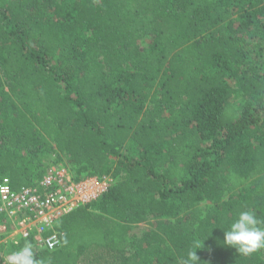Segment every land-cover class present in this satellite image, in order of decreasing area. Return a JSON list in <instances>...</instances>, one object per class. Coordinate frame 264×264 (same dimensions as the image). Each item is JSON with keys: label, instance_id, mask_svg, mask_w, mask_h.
I'll return each mask as SVG.
<instances>
[{"label": "trees", "instance_id": "obj_1", "mask_svg": "<svg viewBox=\"0 0 264 264\" xmlns=\"http://www.w3.org/2000/svg\"><path fill=\"white\" fill-rule=\"evenodd\" d=\"M63 158L115 183L44 264H264L223 243L264 220V0H0V181Z\"/></svg>", "mask_w": 264, "mask_h": 264}, {"label": "built area", "instance_id": "obj_2", "mask_svg": "<svg viewBox=\"0 0 264 264\" xmlns=\"http://www.w3.org/2000/svg\"><path fill=\"white\" fill-rule=\"evenodd\" d=\"M115 183L107 174H91L76 179L70 169L54 164L28 186L14 189L11 179L0 181V264L25 240L35 253L53 251L61 245L57 228L64 216L87 207Z\"/></svg>", "mask_w": 264, "mask_h": 264}, {"label": "clouds", "instance_id": "obj_3", "mask_svg": "<svg viewBox=\"0 0 264 264\" xmlns=\"http://www.w3.org/2000/svg\"><path fill=\"white\" fill-rule=\"evenodd\" d=\"M223 229V243L240 253L247 255L264 248V220L250 210L240 212L230 226ZM198 248L197 244L196 250ZM196 250L188 252L187 264H198ZM4 264H44V261L36 257L32 242L26 239L18 250L7 256Z\"/></svg>", "mask_w": 264, "mask_h": 264}, {"label": "rangeland", "instance_id": "obj_4", "mask_svg": "<svg viewBox=\"0 0 264 264\" xmlns=\"http://www.w3.org/2000/svg\"><path fill=\"white\" fill-rule=\"evenodd\" d=\"M150 41L149 37H143L140 39V45L142 48L146 47L148 45ZM57 155L53 154L51 157H42L41 161H36L37 164H35L36 162L33 163V165L35 166L36 171H39L41 169H43L46 165H50L52 160L57 159ZM63 162L65 163V165L70 168H72L74 171H76L77 173H79L78 169L76 167L73 166V164L69 161L68 158H63ZM32 165V166H33ZM68 167V168H69ZM75 173V174H77ZM81 173V172H80ZM79 173V174H80ZM83 176V174H80L78 176ZM208 205V203H203L202 207L205 208ZM163 219L157 218L154 215H149L148 218L141 223L135 224L131 226V229L129 230V235L131 236L132 239H135L136 237H143L144 234L151 228L156 227V225L158 224L159 221H161ZM264 252V248L261 249Z\"/></svg>", "mask_w": 264, "mask_h": 264}]
</instances>
